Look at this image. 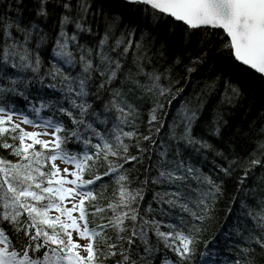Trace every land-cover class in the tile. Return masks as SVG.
I'll return each mask as SVG.
<instances>
[{
    "label": "snow or ice",
    "instance_id": "6c2138e0",
    "mask_svg": "<svg viewBox=\"0 0 264 264\" xmlns=\"http://www.w3.org/2000/svg\"><path fill=\"white\" fill-rule=\"evenodd\" d=\"M241 73L264 85V0H0V264H255L264 121L238 133L245 155L215 153L243 174L208 240L223 182L185 156L212 150L195 134L205 100L223 83L238 105ZM227 124L217 109L212 135ZM149 184L164 190L144 209Z\"/></svg>",
    "mask_w": 264,
    "mask_h": 264
},
{
    "label": "trees",
    "instance_id": "16d2710c",
    "mask_svg": "<svg viewBox=\"0 0 264 264\" xmlns=\"http://www.w3.org/2000/svg\"><path fill=\"white\" fill-rule=\"evenodd\" d=\"M164 66L166 67L167 65ZM218 72L219 69H217V73ZM228 75L229 74L227 72L224 73L225 81H227ZM174 78H179L176 73H174ZM232 82L238 83L241 91L243 92V98L241 99L240 103L236 106L221 104V97L224 93V86L223 83H221L219 91L206 98L204 109L195 127V134L198 137H202L210 145H212V150H205L199 154L188 150V152L185 153L186 157L191 154L194 163H196V165L201 168L203 173L211 175L214 179L219 177V179H217V183H220L221 181L223 182V195L217 200L215 204V212L213 214V218L208 220V222L204 225L206 231L203 235V240H208L222 226H227L225 224L226 216H228L227 223L231 224L235 220L236 214L239 210V202L237 201L236 205L233 206L232 197L236 195L238 180L242 176L243 171L242 169L237 168L230 177L223 176V174L219 172L216 165H223L225 164V162L222 161L220 157L216 156L215 153L217 151H224L226 154L233 155L232 150L235 149L234 154L241 156L245 155L247 150H250L252 145L247 144L245 139H243L238 133L241 131L246 132L249 125H251L254 121H264V116L261 115L262 113H264V85H262L258 81L252 82L246 73L233 75ZM201 86L202 84L198 86L196 80H193L192 83L187 86L183 96L187 97L192 95L194 91L198 92L199 87ZM178 87L184 88L185 85L182 82L178 85ZM151 107V101L143 103V106L141 108L142 128H146L148 112ZM177 107H179V100L175 102L171 109L166 108V111H170L172 114H175V110ZM217 109L223 111L224 118L228 121V124L222 130V136L219 137L212 135L211 132V121L213 120V113ZM171 118V116L167 117V119L169 120H171ZM133 154H135V150H133ZM0 155H7V153H5L3 150H0ZM8 158L12 159V157ZM147 167V160L144 161L143 166H128L130 175L134 179L138 177L140 181H143L145 179V169ZM251 182V180L248 181L249 184H251ZM104 183L109 185L105 195L108 198H112L114 186H112L111 182L108 180H105ZM138 186V183H134L132 185V187ZM162 190L164 189L149 184L144 193L145 198L142 202V207L146 209L148 207V203L152 201L153 193ZM156 207L157 205L153 203V208ZM230 207H232L233 210L231 212V215L229 216L228 210ZM199 247L202 248L203 244H200ZM255 264H264V252H261L259 248H257V251L255 253Z\"/></svg>",
    "mask_w": 264,
    "mask_h": 264
},
{
    "label": "rangeland",
    "instance_id": "374dc122",
    "mask_svg": "<svg viewBox=\"0 0 264 264\" xmlns=\"http://www.w3.org/2000/svg\"><path fill=\"white\" fill-rule=\"evenodd\" d=\"M28 130H32L31 128H28Z\"/></svg>",
    "mask_w": 264,
    "mask_h": 264
}]
</instances>
